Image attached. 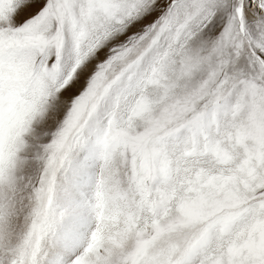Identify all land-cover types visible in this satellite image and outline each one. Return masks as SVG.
<instances>
[{"label":"snow or ice","instance_id":"obj_1","mask_svg":"<svg viewBox=\"0 0 264 264\" xmlns=\"http://www.w3.org/2000/svg\"><path fill=\"white\" fill-rule=\"evenodd\" d=\"M0 264H264V0H0Z\"/></svg>","mask_w":264,"mask_h":264}]
</instances>
